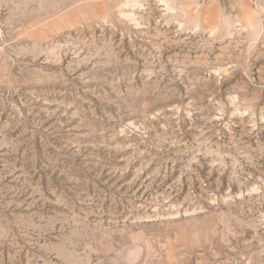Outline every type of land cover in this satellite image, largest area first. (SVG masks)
<instances>
[{"label": "rangeland", "instance_id": "obj_1", "mask_svg": "<svg viewBox=\"0 0 264 264\" xmlns=\"http://www.w3.org/2000/svg\"><path fill=\"white\" fill-rule=\"evenodd\" d=\"M167 1L0 0V264H264V0Z\"/></svg>", "mask_w": 264, "mask_h": 264}, {"label": "bare ground", "instance_id": "obj_2", "mask_svg": "<svg viewBox=\"0 0 264 264\" xmlns=\"http://www.w3.org/2000/svg\"><path fill=\"white\" fill-rule=\"evenodd\" d=\"M165 2H166V4H167V6H170L168 3H170V1H167V0H165ZM171 7V6H170ZM169 7V8H170ZM173 7V6H172ZM175 7V6H174ZM174 8H172V10H173Z\"/></svg>", "mask_w": 264, "mask_h": 264}]
</instances>
